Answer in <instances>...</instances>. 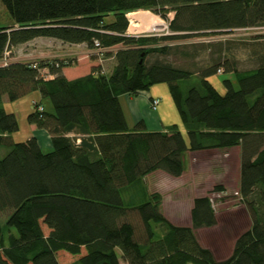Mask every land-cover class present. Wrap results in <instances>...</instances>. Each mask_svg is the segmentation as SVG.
<instances>
[{
	"label": "trees",
	"instance_id": "16d2710c",
	"mask_svg": "<svg viewBox=\"0 0 264 264\" xmlns=\"http://www.w3.org/2000/svg\"><path fill=\"white\" fill-rule=\"evenodd\" d=\"M1 2L14 23L0 28V61L38 38L82 44L100 58L74 79L64 73L76 69L73 58L0 65V147L9 149L0 159V264H122L118 251L127 264H264V56L248 71L229 58L196 64V71L164 59L196 60L190 44L178 41L263 27L264 0ZM136 11L163 19L173 12L171 34L127 35L128 14ZM107 57L114 59L110 72L98 63ZM219 74L224 95L209 80ZM159 84L169 86L185 134L177 125L149 132L143 121L129 128L119 97ZM34 90L53 107L28 118L51 135L49 152L35 137L13 140L18 120L2 105L5 96L15 102ZM234 147L238 194L252 223L232 255L216 261L195 234L216 224L210 198L194 200L192 227L175 226L145 179L156 171L181 177L188 151Z\"/></svg>",
	"mask_w": 264,
	"mask_h": 264
},
{
	"label": "rangeland",
	"instance_id": "374dc122",
	"mask_svg": "<svg viewBox=\"0 0 264 264\" xmlns=\"http://www.w3.org/2000/svg\"><path fill=\"white\" fill-rule=\"evenodd\" d=\"M142 12H147L155 20L161 22V26L152 29V20L148 22L149 24L135 21L134 25L136 27L130 30L132 22L128 18L130 25L127 35L138 37L143 35L161 36L171 34L169 22L175 16L173 12L168 14L167 19H163L158 15L156 16V14L150 11ZM112 20V16L107 18L108 22ZM13 23L10 13L0 0V28L9 27ZM197 35L208 34L199 33ZM39 41L33 44V46L30 45L25 48L22 46L21 49L30 52L34 57L36 55H42L43 51H46L48 44L43 43L41 40ZM178 44H190L192 47L191 50L197 54L196 60H184L174 56L164 59L179 66H187L192 71H196V64L198 67L203 68L210 65L213 59L225 61L226 58L234 59L237 69L241 71L253 70L259 64L258 57L264 56V26L236 29L212 36H198L185 41H178ZM14 49L5 53V58L8 62H13ZM62 50L66 51V48L64 47ZM94 56L100 58L99 52L90 54L89 58L85 60L82 54H79L78 57H80L81 62L76 60L78 66L76 70L80 68L83 70L88 66V60ZM3 60L0 61V65L4 63ZM101 63H103L106 71L110 72L114 65V59L107 57ZM221 75L212 77V80L217 87L216 89L224 93L225 89L222 84L224 77H220ZM227 77L235 78L231 75H227ZM234 83L238 87L235 79ZM38 100L42 102L44 99L41 98L38 91L34 90L25 94L15 102L7 101L2 104L7 112L14 113L17 117L19 129L12 134L15 142H25L32 135V127L28 118L35 109L34 102ZM44 103L46 106L52 107L49 99L45 98ZM8 151V148L0 147V159ZM239 156V147L195 152V154L191 155V158H185V169L187 173L184 177L171 179L170 181L163 179L161 183L153 182V185L146 182L147 189L150 193H158L161 195L162 200L165 199L168 201L167 206L169 211H171V216L178 220H183L185 207L183 212L181 209L188 201L200 196L210 198L216 213V224L211 228L196 230L195 234L199 243L213 253L216 261L228 259L232 255L236 240L251 228V218L238 194L240 183ZM6 214L7 212L5 215L3 213L1 214L2 225H5ZM118 254L122 264H127L122 260V253L118 251Z\"/></svg>",
	"mask_w": 264,
	"mask_h": 264
},
{
	"label": "crops",
	"instance_id": "0c3cea01",
	"mask_svg": "<svg viewBox=\"0 0 264 264\" xmlns=\"http://www.w3.org/2000/svg\"><path fill=\"white\" fill-rule=\"evenodd\" d=\"M39 40H41L45 44H48L46 51L44 50L42 55H36L34 57V55H32L30 52L21 49L22 46H24V48L30 45L33 46V44H35ZM64 47L66 48V51L64 50L61 51V49H64ZM19 48H15L14 49L15 51H13L14 54L12 59L13 62H30L33 60H40V59L48 60L55 58H61V59L73 58L78 60V62H81L80 57H78L79 54H82V57L85 60L89 58L90 54H93L94 52H99V50H93V49L91 50L82 44L70 45L63 43L59 40L49 39V38H38L29 43L21 45ZM57 48H59V50H57ZM112 50H116V49H112ZM88 61L90 63L89 68H91L93 66V63L91 62L90 59ZM99 62L98 63L101 64L100 60ZM64 73L69 79H74L79 76L78 70H76L75 67L65 69ZM209 80L214 85V81L212 80V77ZM215 88L217 87L215 86ZM225 92L224 93L220 92V93L224 95ZM154 98L161 99V103L158 109L156 110L152 108V101ZM119 99L130 129H133L135 124H137L138 122L143 121L145 123L147 131L149 132L165 131L167 127H170L172 125H177L180 131L185 134V129L181 122L179 112L176 108L175 102L172 98L169 86L167 84H159L153 86L150 90L141 91L134 96L122 95L119 97ZM7 101L8 99L5 96L3 98V103H6ZM44 101L45 99L42 102L39 100L36 102L39 104L41 103L46 112H52L53 107L46 106ZM31 127H32V135L30 136V138L35 137L41 149L44 152L51 151L53 146L51 142V135L49 134V132L47 130L38 128L35 124H31ZM71 134L72 133H70L69 135ZM214 150H222V149H214ZM205 151H209V150H205ZM197 152H202V151H197ZM192 154H195V152L192 151L186 152L185 158L186 157L191 158ZM239 169H240V164H239ZM186 173L187 170L185 169V173L178 178L184 177ZM175 178L178 179L177 177L170 176L165 172L156 171L148 175L145 179V182L153 185L154 184L153 182L161 183L163 179H167L170 181L171 179H175ZM200 197H204V196H200ZM196 198L197 197L193 198L191 201H188L190 203L187 202L186 205H183V208L181 209V211L183 212L185 207L183 220L180 219L178 220L177 218H173L171 216V211H169V208L167 206L168 201L165 199H163L161 203V212L175 226L192 227L191 211L194 205V200Z\"/></svg>",
	"mask_w": 264,
	"mask_h": 264
},
{
	"label": "bare ground",
	"instance_id": "6f19581e",
	"mask_svg": "<svg viewBox=\"0 0 264 264\" xmlns=\"http://www.w3.org/2000/svg\"><path fill=\"white\" fill-rule=\"evenodd\" d=\"M128 18L132 22V24L130 25V30H133L136 27V25H134L135 21L148 23L149 21L152 20L153 21L152 22V24H153L152 25V29H156L159 26H161V22L155 20V18L151 17L147 12H142V11H140V12H132V13L128 14Z\"/></svg>",
	"mask_w": 264,
	"mask_h": 264
},
{
	"label": "built area",
	"instance_id": "2783aa9c",
	"mask_svg": "<svg viewBox=\"0 0 264 264\" xmlns=\"http://www.w3.org/2000/svg\"><path fill=\"white\" fill-rule=\"evenodd\" d=\"M98 45V44H97ZM6 57V56H5ZM4 60V65L8 63V61L6 60V58H3ZM34 68H36V64L33 65ZM40 73L43 75V77H45L46 79H49L51 78L52 76L49 74V70L44 68V69H41L40 70ZM160 104V99L159 98H154L153 101H152V108L154 110H156L158 108ZM34 108L35 110H37L38 112H43L44 108L41 104L37 103V102H34Z\"/></svg>",
	"mask_w": 264,
	"mask_h": 264
}]
</instances>
